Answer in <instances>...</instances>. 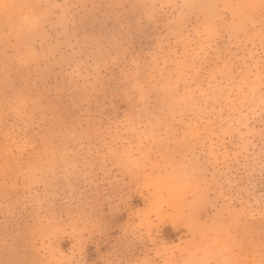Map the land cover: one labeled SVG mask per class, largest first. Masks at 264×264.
Listing matches in <instances>:
<instances>
[{"label": "rangeland", "instance_id": "374dc122", "mask_svg": "<svg viewBox=\"0 0 264 264\" xmlns=\"http://www.w3.org/2000/svg\"><path fill=\"white\" fill-rule=\"evenodd\" d=\"M0 264H264V0H0Z\"/></svg>", "mask_w": 264, "mask_h": 264}]
</instances>
